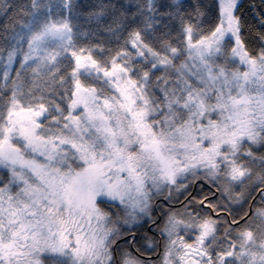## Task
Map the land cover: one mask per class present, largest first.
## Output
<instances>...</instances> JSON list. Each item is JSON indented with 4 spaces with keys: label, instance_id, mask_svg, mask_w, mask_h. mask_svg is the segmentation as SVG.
<instances>
[{
    "label": "snow or ice",
    "instance_id": "6c2138e0",
    "mask_svg": "<svg viewBox=\"0 0 264 264\" xmlns=\"http://www.w3.org/2000/svg\"><path fill=\"white\" fill-rule=\"evenodd\" d=\"M238 4L216 0L207 32L204 7L178 5L182 47L157 49L145 38L157 6L145 0L143 27L104 59L78 42L74 0H0L13 21L0 46V264H155L118 241L125 226L156 223L153 201L174 194L183 207L157 226L159 264H264V35L250 50ZM200 181L207 192L193 194ZM249 189L261 206L237 219L231 206Z\"/></svg>",
    "mask_w": 264,
    "mask_h": 264
},
{
    "label": "trees",
    "instance_id": "16d2710c",
    "mask_svg": "<svg viewBox=\"0 0 264 264\" xmlns=\"http://www.w3.org/2000/svg\"><path fill=\"white\" fill-rule=\"evenodd\" d=\"M14 5H27L29 0H10ZM145 0H74L75 4V15L74 23L78 25V30L87 35L80 36L78 42L82 45H96L99 44L105 49L104 53L97 54L98 58L107 59L109 56L115 54L116 51L121 50L124 45V41L128 37V33L133 29L143 27V17L140 15L137 5H143ZM157 6V15L155 19L158 21L154 26V35L146 36V40L153 46L159 49L161 39H166L170 41L173 45H179L181 32V25L179 19H177L176 12L177 6L179 5V11L183 15H187L192 11L191 5L194 3H199L204 7L206 16L203 22V28L205 32L210 29L218 15L216 10V0H155ZM104 6L105 15L97 19L91 14L100 10V7ZM171 13V15H168ZM123 14V25L116 32L107 31L108 25L112 24L114 18L120 17ZM163 14V15H161ZM238 14L243 22V35L246 39V43L250 50H258L261 46V41L259 39L260 35H264V24L261 23L264 20V0H239L238 4ZM16 19L26 20L27 17L17 16ZM13 21L10 20L3 13H0V46H6L7 41L5 36L10 37V28L5 29V25H10ZM114 26V25H113ZM17 30H19L17 28ZM75 30V29H74ZM128 51H132L130 45L127 46ZM110 50V51H109ZM178 62V61H177ZM162 72H156L155 76H158ZM31 79V75L25 77V81L28 82ZM157 95H161L159 91H156ZM63 106V105H62ZM254 151H264L262 149H254ZM5 177L4 170L0 171V179ZM200 184H204V191L207 192L208 186L204 181H200L196 186V190L193 194L200 192ZM253 192L254 198H249L243 201L242 204L232 205V214L239 219L245 212L248 213V217L251 218L254 209L261 206L260 196L254 191V189H249ZM219 195V194H218ZM178 196V195H177ZM179 200L174 203H180L172 207H166L165 211L162 212V218L157 224L162 225L163 221L170 208L181 209L183 207L182 201H184V196L180 195ZM162 198V197H158ZM158 198H155L158 199ZM215 199V197H213ZM154 200V201H155ZM252 204V205H251ZM169 206V205H168ZM106 210L113 212L115 215L116 209H113L105 205ZM252 207V208H251ZM251 209V213L250 212ZM157 214L153 213V218L156 219ZM159 216V214H158ZM158 218V217H157ZM230 219V218H229ZM144 221H149L148 218ZM243 223V221H241ZM145 227V224H144ZM126 235L130 232L132 234H137L138 236L142 233L146 235H151L150 232L142 230V224H134L125 226L122 228ZM125 238L118 241L120 247H124L126 244ZM44 264H57L56 259L52 256H46Z\"/></svg>",
    "mask_w": 264,
    "mask_h": 264
},
{
    "label": "flooded vegetation",
    "instance_id": "af4514ba",
    "mask_svg": "<svg viewBox=\"0 0 264 264\" xmlns=\"http://www.w3.org/2000/svg\"><path fill=\"white\" fill-rule=\"evenodd\" d=\"M161 199V198H158ZM156 199V200H158ZM170 207L175 206L177 204L180 203H167ZM161 220V215L159 214V219L155 220L156 223H152L151 221H149L146 225H145V229L146 231L150 232L151 235H146L144 233H142V235L138 236L137 234H135V241L132 243H129V241L132 240V235L127 234L125 241L126 244L123 248L128 249L130 251L133 252V254H137L135 252V249H139L140 253H144L145 256H150L151 260L155 262V264H159L158 262V258L160 256V253L158 255H156L155 252H153L151 249L148 250V244L152 243L154 246H156V250L161 252L163 251V237L160 236L159 232L157 230L154 229V227H156V225H158L157 223L160 222ZM153 225V226H150Z\"/></svg>",
    "mask_w": 264,
    "mask_h": 264
},
{
    "label": "rangeland",
    "instance_id": "374dc122",
    "mask_svg": "<svg viewBox=\"0 0 264 264\" xmlns=\"http://www.w3.org/2000/svg\"><path fill=\"white\" fill-rule=\"evenodd\" d=\"M51 2H52L53 4H55V3H56V0H51ZM25 50H26V45H25ZM17 59L19 60V57H18ZM177 63H179V61H178ZM13 67H14V69H15V68H18V63L15 64ZM162 74H163V73H160L158 76H160V75H162ZM156 95H157V94H156ZM157 96H159V95H157ZM0 171H1V170H0ZM196 188H197V186L194 187V188L192 189L193 193H194V191L196 190ZM159 197H162V198L153 201V206H152V217H153V213L155 212V214H157V216H156V219H157V220L159 219L158 214H160V215H161V218H162V212L165 211V206H166V207H170V206H168L167 203H173V202L179 200V198H180V197H178L176 194H174V198H173L172 200H167V199H165V196H164V195H161V196H159ZM156 198H158V197H156ZM169 210H175V209H174V208H170ZM169 210H168V212H169ZM254 210H255V209H254ZM161 211H162V212H161ZM157 217H158V218H157ZM144 219H146V217L143 218L140 222H138V224H142V230H143V232H144V230H145L144 224L146 225V224L150 221V220H149V221H144ZM256 222H258V221H256ZM158 225H160V224H158ZM158 225H156V227H154V229L157 230V231H158V227H157ZM150 226H153V225H150ZM145 231H146V230H145ZM158 232H159V231H158ZM163 241H164V240H163ZM155 248H156V246H155ZM147 249L150 250L149 247H148ZM156 249H157V248H156ZM162 252H163V251H162ZM162 252H161V250H160V251H158V250L155 251L156 255H158V254L160 253V256L162 255ZM160 256H159V258H158V262H159V260H160Z\"/></svg>",
    "mask_w": 264,
    "mask_h": 264
},
{
    "label": "water",
    "instance_id": "95a60500",
    "mask_svg": "<svg viewBox=\"0 0 264 264\" xmlns=\"http://www.w3.org/2000/svg\"><path fill=\"white\" fill-rule=\"evenodd\" d=\"M252 208V207H251ZM249 213H251V209H250V212Z\"/></svg>",
    "mask_w": 264,
    "mask_h": 264
}]
</instances>
